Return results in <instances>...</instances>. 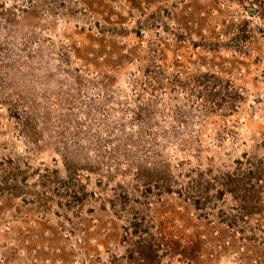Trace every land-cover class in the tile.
<instances>
[{"label": "rangeland", "instance_id": "rangeland-1", "mask_svg": "<svg viewBox=\"0 0 264 264\" xmlns=\"http://www.w3.org/2000/svg\"><path fill=\"white\" fill-rule=\"evenodd\" d=\"M226 174L259 191L230 229ZM148 244L264 264V0H0V264Z\"/></svg>", "mask_w": 264, "mask_h": 264}, {"label": "trees", "instance_id": "trees-1", "mask_svg": "<svg viewBox=\"0 0 264 264\" xmlns=\"http://www.w3.org/2000/svg\"><path fill=\"white\" fill-rule=\"evenodd\" d=\"M252 166H249L245 171L247 174L243 175L242 178L246 180V182H249L252 180L253 176H256L258 173H260V169L258 168L256 172L252 175ZM242 174V173H241ZM238 175V172H237ZM235 174V177L230 176V174H226L222 177V180H220L219 188L217 189V198L218 200L222 199L225 196H230L234 201V206L230 209L231 211H234L235 213L233 215L227 214L221 210H219L218 216L220 219V223L225 226V228H232L235 225H237L238 220L241 221L245 220V218L251 216V215H257V201L259 200V191L258 189H255L253 186H248V184L245 183H234V178L237 176ZM256 182L259 181V178H255ZM259 189H262L259 187ZM206 190H208L206 188ZM206 192V191H205ZM207 195V193L205 194ZM205 200H202V197L197 199V205L200 207V212L202 217H206V213L204 209V204H207V202H204ZM203 203V204H201ZM201 204V205H200ZM159 246H155L154 244H148L145 248H143L142 251V257L146 260V264H153V258L156 257V253L158 251ZM162 247V245L160 246ZM196 247V245H195ZM193 255V254H192ZM153 256V258H152Z\"/></svg>", "mask_w": 264, "mask_h": 264}]
</instances>
